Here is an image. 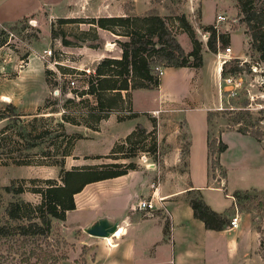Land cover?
Masks as SVG:
<instances>
[{
    "label": "rangeland",
    "instance_id": "1",
    "mask_svg": "<svg viewBox=\"0 0 264 264\" xmlns=\"http://www.w3.org/2000/svg\"><path fill=\"white\" fill-rule=\"evenodd\" d=\"M149 1L138 0V4H147ZM27 2L32 5L39 4V7L43 4L40 12L37 9L36 13L23 16L17 21L0 23V135H6L0 140V211L4 212V207L10 201L19 198L32 204L39 203L41 195L33 189L36 186H45L47 178L60 182L59 173L62 167L109 161H134L136 165L146 166L140 158L145 150L138 148L147 146L151 139L147 136L142 140L141 134H136L135 142L130 145L134 149L127 150L129 157L114 159L93 156L109 153L119 137H124L139 121L147 118V113L141 111L157 105L158 99L160 105L151 114H162L158 111L166 108H171L167 112L173 113L176 107L174 102L164 99L161 101L165 95L179 98L183 95L188 98L196 96V100L182 103V107L189 111L199 105L203 106L205 101L216 96L214 105L205 107L209 108V138L215 137L214 132L221 129H260L263 132L261 140H256L248 133L244 135L237 131L225 132L223 140L228 146L221 159L227 169L229 187L263 185L240 190L242 197L240 200L234 198L238 204H233L228 214L239 212L247 216L248 221L260 232L264 254V82L260 83V77L264 78V57L252 46L251 35L255 29L264 32V0H245L250 14L254 13V29L248 27L246 15L238 0H194L192 3L190 0H151V8L161 12L181 46L189 51L192 48L191 39L175 18L176 15L185 16L192 25L195 36L201 41L204 62L199 70L168 68L159 88L130 90V98L134 90L132 108L139 113L123 120L109 115L117 116L127 112L126 101L107 111L108 108L98 106L95 94L86 91L98 60L106 55L120 56L121 48L116 38L125 37L97 27L98 35L102 39L101 45L97 46L98 43L92 39L91 23L83 20L100 15L92 14L96 2H100L102 9L109 3L115 9L122 2L123 8L130 11L133 0ZM191 7L194 8L193 11ZM219 12L225 14L226 20L216 21V14ZM211 25L215 26L217 32H224L225 37L229 38L224 42L219 41L218 51L227 44L232 48V57L224 64L220 77L212 73L210 64L211 56L216 59L218 51L211 54L207 41L202 39L200 33ZM62 35L69 38V43L62 41ZM188 41L189 49L186 46ZM91 43L96 45H89ZM48 47L52 49V55L44 58L43 51ZM235 64L241 67L233 70ZM255 66L256 71L253 70ZM230 74L240 78L220 84L219 80ZM239 79L238 85L236 82ZM8 102L15 105L14 109L7 107ZM257 102L262 103L261 108L256 107ZM102 113L109 118H104L103 122V119L100 120L97 129L84 124L86 120L91 122L95 115ZM66 119H73L77 123ZM156 120L153 125H157ZM60 122H63V128ZM165 127L166 125H162V129ZM60 132L81 135L75 139L71 153L65 155L62 163L58 160L66 141ZM56 133H59L58 137H54ZM28 144L29 148L26 147ZM146 155L148 161L158 164V149L155 154L149 152ZM212 156L216 163L212 169L209 159L211 173L217 170L222 175L221 172L225 169L219 163V158L217 160V154ZM150 164L147 167L153 166ZM150 181H155L154 176ZM11 183H15L16 187L22 186L23 190L7 191L4 186ZM67 211L64 219L52 220L51 233L46 239L50 242H55V238L64 241L55 252L59 255L65 253L66 256L58 262L49 259L45 264H113L109 240L105 236L89 235L85 227H77L83 220L73 211L67 216ZM89 238L93 240L86 243ZM11 243L10 238L1 239L0 264H19L21 248L15 249V244L10 248Z\"/></svg>",
    "mask_w": 264,
    "mask_h": 264
},
{
    "label": "crops",
    "instance_id": "2",
    "mask_svg": "<svg viewBox=\"0 0 264 264\" xmlns=\"http://www.w3.org/2000/svg\"><path fill=\"white\" fill-rule=\"evenodd\" d=\"M119 3L115 9L110 3L102 9L100 2H96L92 14H121L125 9L122 2ZM144 3L139 5L138 0H133L130 12L140 13L153 7L151 0ZM42 5H32L27 0H0V23L17 21L23 16L36 13L37 9L40 12ZM186 46L189 49V41ZM202 64L198 67L164 66L156 88L162 84L168 68L199 70ZM210 64L212 73L218 76L213 56ZM162 99L174 102L173 105L178 108L175 107L173 113L167 112L171 108H166L158 111L162 114H151L160 105L158 99L157 105L141 111L147 113V118L139 121L148 130L155 129L158 164L149 167L136 165L126 173L86 183L74 194L75 207L67 211V216L70 211L76 212L78 218L83 220L77 227L83 228L102 216L118 222L117 231L106 238L110 242L111 260L115 264H264L260 232L248 221L246 215L237 212L236 226L207 228L201 219L193 215L186 196L187 190L199 189L211 208L228 213L235 204L231 191L263 187H229L227 169L221 159L224 150L218 158L226 175H219L217 170L211 173L207 146L210 132L207 118L209 108L205 107L214 105L216 96L205 101L203 106H197V110L190 111L183 108L182 103L194 101L196 96L188 98L183 95L179 98L165 95ZM113 116L117 118L115 114L109 115ZM154 120L157 125H153ZM162 125L166 127L162 129ZM227 131L246 134L236 129H221L217 130L218 134L215 131L214 135L223 140V134ZM153 176L155 181H150ZM152 182L154 186H151ZM150 195L158 208L153 210L152 215H146L145 210L139 209L136 204L139 199ZM92 240L89 238L86 243Z\"/></svg>",
    "mask_w": 264,
    "mask_h": 264
},
{
    "label": "trees",
    "instance_id": "3",
    "mask_svg": "<svg viewBox=\"0 0 264 264\" xmlns=\"http://www.w3.org/2000/svg\"><path fill=\"white\" fill-rule=\"evenodd\" d=\"M242 11L245 13L248 27L253 28L254 17L250 14L245 5V0H238ZM132 8V7H131ZM73 17H61V19H70ZM179 26L187 32L192 42V48L185 51L176 38L172 28L169 26L165 17L156 9H149L143 13H133L125 10L121 14H105L90 16L83 21L91 23L90 29L93 31L92 39L101 45L102 39L98 35L97 27L110 30L117 35H123L125 39L116 38L121 48L120 56L106 55L100 58L95 66V72L90 75L89 86L86 92L95 94L99 107L112 108L121 106L127 102V112L123 115H117L118 120L136 115L137 111L132 108V97L130 90L136 88H155L159 85L160 76L156 65L162 66H190L198 67L202 64L201 41L195 36L192 25L185 16L176 15ZM210 30L207 39V47L212 52L218 51V43L226 41L224 32H217L215 26H208ZM252 46L264 57V32L261 29L252 30ZM62 41L67 44L69 38L62 35ZM75 38L76 35H74ZM227 38V39H226ZM95 46L96 44H89ZM230 61V60H229ZM237 63H240L235 58ZM224 66V65H223ZM223 66L220 73H223ZM241 65L235 64L233 70L239 69ZM7 107L14 109L12 102L7 103ZM94 116V115H93ZM105 113L97 114L94 120L85 121V125L94 129L98 128L100 120L107 118ZM64 119V116H63ZM76 122L73 119H66ZM77 123V122H76ZM63 128V122L59 123ZM248 133L256 140H261L263 132L260 129L240 130ZM66 141V145L60 153L59 163L64 161V157L71 153L72 145L75 139L81 137L78 133L67 134L60 132ZM136 134L142 135V140L150 137L147 146H141L138 149L148 150L154 154L157 152V137L155 129L148 130L142 123H137L124 137L117 139L110 152L107 154H96L93 157H111L126 158L129 157V151L134 148L130 146L135 142ZM3 135V136H2ZM0 135V140L4 134ZM56 133L54 137H58ZM28 144L26 147H30ZM130 146V147H129ZM209 149L211 168H215L216 160L212 154H219L227 148V143L220 137L209 138L207 142ZM89 155H86V157ZM218 160V157H217ZM219 161V160H218ZM134 161L129 162H99L73 165L70 168H61L59 177L60 182L54 178H47L45 186H36L33 190L41 195L39 203L32 204L24 199L10 201L5 207L4 212L0 211V241L11 239L9 246L20 249L22 254L19 264H45L49 261L58 262L60 258L66 256L63 253L57 254L58 248L64 241L55 238V242L46 240L51 233L52 220L64 219L66 211L75 207L74 194L91 181L113 177L126 173L128 169L135 168ZM226 175L225 170L221 172ZM7 191L20 192L22 186H15V183L5 185ZM240 190L235 189L231 195L236 199L242 197ZM245 190V189H243ZM191 206L193 215L201 219L207 228L222 229L229 225L230 215L228 213L217 211L211 208L203 199L199 189H189L186 193ZM237 205V202H234ZM1 207V194H0ZM34 256L32 260L31 257Z\"/></svg>",
    "mask_w": 264,
    "mask_h": 264
},
{
    "label": "built area",
    "instance_id": "4",
    "mask_svg": "<svg viewBox=\"0 0 264 264\" xmlns=\"http://www.w3.org/2000/svg\"><path fill=\"white\" fill-rule=\"evenodd\" d=\"M192 1H194V0H190L191 3H192ZM190 9H191V11L194 10L193 7H191ZM215 19H216L217 22L224 21V20H226V16H225V14L219 12V13L216 14V18ZM200 33H201L202 39L207 41V39L209 37V34H210L209 29H207V28L202 29V31H200ZM231 51H232L231 46L229 44H227L226 46H224V48L222 50H219L217 52V56H216L217 58L216 59H217V62L220 64L221 68H222V66L225 63H227L231 59V57H232ZM51 55H52V49L50 47L44 49L42 57L45 58V57H49ZM155 67H156V69L158 71V74L161 75L163 73V68L164 67L162 65H156ZM253 70L256 71V66H255V69L253 68ZM220 71H221V69H220ZM220 71L218 73V77H220V74H221ZM236 78H240V77H236ZM236 78L233 77V75L230 74V75H227V76H224L223 78H221V80H219V82H220V84L225 83V82H234L232 80H235ZM263 82H264V78L260 77V83H263ZM236 84H238V85L240 84V79L238 80V82H236ZM232 92H234V88H233ZM255 105H256L257 108H261L262 107V103H259V102L255 103ZM148 153H149L148 150L142 151V154L140 156L141 161H143L144 165H146V166H148V164H150V163L152 165H154L153 164L154 162L148 161V158H147V155H146ZM151 186H154L153 182L151 183ZM152 194H153V192H152ZM136 205H137V207L139 209L145 210V214L146 215H152L153 214V210L158 208V206L155 204V202H154V200L152 198V195H150L148 198L139 199ZM237 224H238V213L235 212V213H233L230 216L229 226H236Z\"/></svg>",
    "mask_w": 264,
    "mask_h": 264
},
{
    "label": "water",
    "instance_id": "5",
    "mask_svg": "<svg viewBox=\"0 0 264 264\" xmlns=\"http://www.w3.org/2000/svg\"><path fill=\"white\" fill-rule=\"evenodd\" d=\"M117 228L118 222L112 221L107 216H102L85 227V231L91 235L108 236Z\"/></svg>",
    "mask_w": 264,
    "mask_h": 264
},
{
    "label": "bare ground",
    "instance_id": "6",
    "mask_svg": "<svg viewBox=\"0 0 264 264\" xmlns=\"http://www.w3.org/2000/svg\"><path fill=\"white\" fill-rule=\"evenodd\" d=\"M220 69H221V66H220V64L216 61V71H217V73H219ZM117 229H118V228H117ZM117 229H116L114 232H112L110 235L114 234V233L117 231ZM110 235L105 236V238H108Z\"/></svg>",
    "mask_w": 264,
    "mask_h": 264
}]
</instances>
